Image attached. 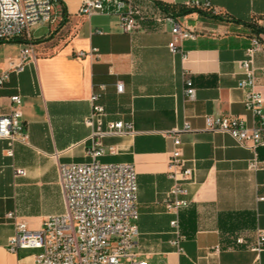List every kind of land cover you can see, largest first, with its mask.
Returning a JSON list of instances; mask_svg holds the SVG:
<instances>
[{
	"label": "crops",
	"instance_id": "obj_1",
	"mask_svg": "<svg viewBox=\"0 0 264 264\" xmlns=\"http://www.w3.org/2000/svg\"><path fill=\"white\" fill-rule=\"evenodd\" d=\"M85 0H60L61 18L31 30H43L34 43L36 59L20 72L11 71L0 87V114L22 97L27 143L16 142L6 154L0 138V264H35L37 249H8L15 232V212L28 228L66 210L60 183L62 162L88 161L92 127L91 96L102 90L105 123L132 122L134 131L102 138V162H131L137 172L139 217L133 252L151 264H264V250H251L259 230L264 232V146L257 148L259 164L250 166L253 152L226 132L208 128V116L232 115L252 127L254 114L245 106L239 61L253 36L257 52L258 88L264 95V0H211L213 10L181 13L184 0H135L143 15L152 17L134 32L119 25L116 14L79 13ZM164 11L191 28L195 39L181 42L172 53L171 24L153 18ZM32 39H35L32 36ZM22 43H0V72L17 59ZM81 52H86L81 55ZM196 86L186 100V80ZM123 91H117V83ZM189 123L190 128L183 126ZM179 130L183 158L194 168L189 184L190 204L177 213L165 198L174 184L167 168L172 138ZM22 168L25 174H17ZM178 218L183 250L172 244L171 221ZM241 239V241H239Z\"/></svg>",
	"mask_w": 264,
	"mask_h": 264
},
{
	"label": "built area",
	"instance_id": "obj_2",
	"mask_svg": "<svg viewBox=\"0 0 264 264\" xmlns=\"http://www.w3.org/2000/svg\"><path fill=\"white\" fill-rule=\"evenodd\" d=\"M60 0H0V42L26 38L17 59L9 61L6 70L0 72V87L10 77L11 71L20 72L28 61L36 59L31 29L40 24L57 22L62 12L58 9ZM183 6L190 9L212 11L211 0H184ZM81 15L116 14L120 27L126 32H134L151 19L144 16L135 0H85L80 8ZM158 22L171 24L172 40L168 47L172 53L181 51V42L195 39V32L183 26L174 14L164 11L153 18ZM262 48L260 37L253 36L245 49V56L239 61L242 77L238 87L245 90V106L256 118V124L248 127L239 117L224 115L208 116L207 126L214 131L229 133L236 142L252 150L254 156L250 166L259 164L257 148L264 146V95L258 88V67L255 57ZM85 55L86 52H81ZM264 73V69L262 70ZM91 96L92 111L86 123L92 127L87 153L88 161L62 162L59 166L66 210L62 214L48 216L41 228L30 229L15 212H8L13 219L15 232L8 240V249L17 252L21 248L37 249L35 264H151L138 260L133 252L136 243L139 209L137 202V172L131 162H102L99 157L105 149L102 138L109 135L132 133L133 123L109 121L105 123V107L100 103L102 90ZM117 91H123V84L117 83ZM186 100H194L196 86L191 79L186 80L184 90ZM12 106L0 114V138L7 141L6 154L14 155L16 142L27 143V134L22 120L19 93L11 96ZM188 122L183 129H189ZM179 130H170L166 135L173 140L167 173L174 184L167 193V209L178 212L187 207L189 184L193 182L194 168L183 158L182 141ZM17 174L24 175L19 168ZM175 236L172 244L178 252L183 250V235L178 218L171 221ZM241 241V239L239 240ZM251 250H264V232L259 230ZM254 264H261L256 261Z\"/></svg>",
	"mask_w": 264,
	"mask_h": 264
},
{
	"label": "trees",
	"instance_id": "obj_3",
	"mask_svg": "<svg viewBox=\"0 0 264 264\" xmlns=\"http://www.w3.org/2000/svg\"><path fill=\"white\" fill-rule=\"evenodd\" d=\"M192 10L190 8H186V7H183L181 9V13L182 14H186V13H189L191 12ZM253 29L257 32V33H260V32H264V27L262 26H259V25H254L253 26ZM13 42H18V43H24V42H27L28 40L26 38H17V39H13L11 40ZM1 43V42H0ZM33 43H35V41L33 40Z\"/></svg>",
	"mask_w": 264,
	"mask_h": 264
},
{
	"label": "rangeland",
	"instance_id": "obj_4",
	"mask_svg": "<svg viewBox=\"0 0 264 264\" xmlns=\"http://www.w3.org/2000/svg\"><path fill=\"white\" fill-rule=\"evenodd\" d=\"M31 33H32V36L35 38V39H37L40 35H42L43 34V30H34L33 29V31L31 30ZM39 41V39H37V40H35V42H38Z\"/></svg>",
	"mask_w": 264,
	"mask_h": 264
}]
</instances>
